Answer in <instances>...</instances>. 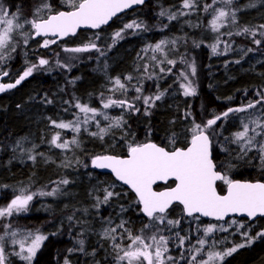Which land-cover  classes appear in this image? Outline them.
Segmentation results:
<instances>
[{
    "label": "trees",
    "instance_id": "1",
    "mask_svg": "<svg viewBox=\"0 0 264 264\" xmlns=\"http://www.w3.org/2000/svg\"><path fill=\"white\" fill-rule=\"evenodd\" d=\"M33 1L35 0H0L12 14L23 13L22 11L28 14ZM207 3L205 0H196V8L200 7L199 10L203 11ZM178 4L179 0H149L137 9L116 17L101 31H80L64 42L50 44L48 49L30 45L20 48L22 43H19L16 51L11 53V59L0 65V71H8L7 81H11L27 66L38 63L36 57L49 60V65L35 70L18 88L0 96V208L20 194L21 189L35 193L51 191L54 187L60 189L56 195L51 196L52 199L50 196L35 195L30 203L29 216L17 215L7 222L11 228L22 227L47 237L31 264H65L66 261L67 264H117L113 242L104 238L105 229L114 228L124 221L127 229L134 235H140L149 221L141 215L131 192L115 182L110 175L91 168V158L101 154L125 156L129 144L145 142L156 143L165 149L183 147L190 136L189 126L186 124L189 118L196 123H204L209 113L220 114L230 107L246 105L249 100L260 99L257 92L264 93L263 43L255 55L252 53L253 47H250L252 44H246L249 45L247 49L251 48L252 51H247L242 61L233 55L222 57L220 62L216 61L217 58L209 60L204 55L205 48L201 47L195 52V45L200 40L206 41L210 35L206 19L200 22L190 20L188 25L185 20L179 24H174L168 18L159 20L158 16L162 11L178 12ZM53 11H60V8ZM130 18L142 22L143 28L134 36L132 33L127 34L124 39L113 42L109 34L118 23ZM245 18L248 20L241 21L253 23V29H257L255 25L264 18V10L258 14L251 11ZM236 24L238 27L240 21ZM145 28L148 30H144ZM244 35L250 34L240 37ZM100 37H106V41L97 44ZM161 40L169 42L167 50L164 49L179 60L183 55L197 60L199 70L196 76L193 75L194 82L198 80L200 85L197 97L183 99L180 95L177 96V92L172 95L175 89L170 86L167 76L173 66L168 63L160 64L159 53H154L150 48L147 52L144 51ZM173 40L176 41L175 44L171 43ZM85 43H95L103 53H108V59H99L98 54L101 52L97 51L84 55L79 63L76 59H66L63 56V44L81 46ZM153 55L157 57L156 61L151 59ZM96 60L100 63L93 67ZM60 64H68L69 67L61 68ZM161 68L165 71L162 72ZM128 76L132 77L131 81L126 79ZM117 77L125 84L126 91L116 88L113 81ZM136 87L141 88L140 93L135 91ZM160 92L164 97L156 101L155 106L147 109L149 114H145V106L138 99L133 100L137 96H155ZM109 97L114 100L125 99L139 111L134 113L132 110L117 107L103 109L102 99ZM49 100L51 103L46 102ZM76 102L106 112L113 119L122 116L126 123L122 129H112L103 140L90 135L91 132L98 131L96 121H90L87 125L81 124L80 133L70 129H53L51 120L68 123L75 121L77 115L83 119V114L74 107ZM100 117L102 119L96 118L100 126L107 127L109 122ZM226 125L228 129V122ZM224 131L222 133H231ZM57 132L63 135L64 140L76 138L79 146L70 145L69 150L60 153L50 144L52 136ZM170 140L173 143L169 146ZM30 154L36 156L35 161L29 159ZM233 154H228V168L235 174H240L238 156ZM233 159L236 161L234 164L230 162ZM236 177L244 180L242 175ZM251 178L247 175L246 179ZM63 179H68L69 184L65 186L54 183ZM169 184L173 185V182L156 186L155 189L168 187ZM3 187L6 191H3ZM105 188L119 195L103 203ZM97 197L101 201L99 204ZM168 212L170 219L180 220V226L185 220L190 223L197 221L203 225L225 223L185 218L178 204H174ZM69 217L72 219L69 220ZM231 219L243 223L241 234L247 232L248 236L256 237L257 233L264 231L263 218L254 221ZM4 222L1 219L0 225ZM113 235L118 237L116 243L122 246L129 243L124 229L117 228ZM242 239L247 238L242 235ZM81 240L84 242L83 246L79 243ZM242 241L244 240H240ZM246 245L219 264H264V238H256L251 245Z\"/></svg>",
    "mask_w": 264,
    "mask_h": 264
},
{
    "label": "snow or ice",
    "instance_id": "2",
    "mask_svg": "<svg viewBox=\"0 0 264 264\" xmlns=\"http://www.w3.org/2000/svg\"><path fill=\"white\" fill-rule=\"evenodd\" d=\"M69 10L53 11L52 5L42 3L33 13L31 19H21L18 14H12L4 5L0 4V65L5 64L11 59V53L16 51L18 41L15 40L17 35L22 37L23 43L27 45L29 39L35 37H44L41 47L47 48L50 44L57 43L56 39H48V37H55L63 39L69 35H75L80 28L98 29L102 25L108 24L113 17L125 9L132 8L134 5L144 3V0H64ZM222 3L231 9L233 0H213V4ZM250 6H255L254 4ZM182 9H195L197 7L196 0H182ZM212 5L205 4L203 10L205 12L211 8ZM46 12L47 15H42ZM214 16L211 20V29L218 32L225 26V21L231 20V23H236V12L234 10H226L225 7L214 9ZM184 11L179 12H165L160 13L161 16L167 15L169 21L176 20L179 16L188 15ZM142 28V25L133 21L124 25V29L115 32L113 42L117 39L123 38V33L126 30H135ZM260 29H264V24L259 25ZM144 30H148L145 28ZM244 33L250 34L252 37L257 35V31L248 27L243 28L242 32L235 33L242 35ZM231 35V33H229ZM259 35L264 37V31H260ZM253 42L259 46L260 39H254ZM168 41L161 40L154 46H149L144 49L145 52L149 48L154 53H161L164 55V60L169 65H175L176 61L168 59L164 53V48ZM175 44L176 41H171ZM213 54H217V45H212ZM95 50L104 53L95 43H89L82 47L65 48V52L82 53ZM227 51V46L225 48ZM251 52L252 49L247 50ZM247 54V53H245ZM153 61L157 57H151ZM239 63V61H236ZM49 65V60L40 58L38 63H33L27 66L22 74L15 79L14 83H0V93L6 90L16 88L26 78L30 77L35 70H39L44 66ZM61 68L69 67L68 64H60ZM191 74L195 75L196 68L191 65ZM147 66H145V71ZM161 71L165 69L161 68ZM8 71H0V77L8 76ZM184 81L180 87L183 89L184 96L195 95L196 89L193 87L188 74L181 72L180 74ZM131 81L132 77H126ZM116 88L126 91V86L121 82L119 77L114 79ZM115 91V89H110ZM137 93L141 92L140 87H136ZM256 95L260 99L249 100L246 105L228 108L220 114H213L204 123H196L193 121L192 127L188 130L190 138L185 148H173L166 150L164 147L158 146L156 143L145 142L137 143L135 145L129 144L127 155L125 157L101 154L91 158V167L94 169H108L114 175L116 181H120L123 185L128 186L132 192L135 193V203L140 206V211L148 218L149 223L144 225V228L153 229L147 234L134 235L131 230L125 227L124 221L119 223L116 227L105 229L104 238L110 239L113 242V247L116 250L117 264H178L177 258L170 254L169 241L171 237L160 234L163 230H171V228H178L180 220H173L169 218L168 210L174 205H182V212L188 217H193L198 220L200 217H209L217 222L224 221L223 224H210L202 229L203 237H197L196 244L192 245L188 251L194 252L191 255L188 264H215V262H222L225 257L230 256L237 251V247H244V244L234 246L224 252L208 251L207 259H200L197 257L204 253L207 237L216 231H227L229 227L235 225L243 228V223L235 220L228 221L227 217L234 214L244 215L249 219L257 216L264 217V182L241 183L229 179L226 174L221 172L212 158L213 139L219 127L218 121L227 119L230 114L245 113L249 109H256L257 105L261 106V113H250L246 118L241 119L242 130L233 134L230 141L239 146V150L243 154L256 149L260 154V159L264 162V93L257 92ZM163 96L160 92L155 96H137L136 99H142L145 105V114H149L147 109L155 106L156 101H159ZM103 97V93H101ZM51 103V101H46ZM74 107L83 114V119L77 115L75 121L72 122H57L51 120V125L56 129H70L75 133H80L81 124L87 125L90 121H96L98 131L91 132L90 135L98 137L103 140L112 129H122L126 123L123 117L116 119L111 118L106 112L98 111L96 108L89 107L86 104L76 102ZM117 107L123 110L139 111L136 106L125 99H102V108L109 109ZM103 117V120L108 121L107 127L100 126V122L96 120L97 117ZM87 131V128L84 129ZM251 133V134H250ZM257 137H260L259 142ZM174 138V137H173ZM50 144L58 149L69 150L70 145L79 146V141L76 138L72 140H61L59 132L54 134L50 140ZM258 145V146H257ZM42 155V154H41ZM29 159L35 161V155H29ZM168 188L164 191L154 190V185L157 182H164L168 184ZM222 182L226 186V194L219 191V184ZM57 184L68 185L69 180L63 179ZM60 191L58 187H54L51 191H40L39 193L25 194L27 190L20 191L10 203L5 207L0 208V219L13 217L14 215L25 213L29 209L30 202L33 201L35 195L40 196H54ZM103 195V203H107L114 196L119 195L114 191L105 188ZM97 204L100 198L97 197ZM124 209H122L123 211ZM72 217H69L71 220ZM117 228L124 229L126 239L129 243L126 246L116 243L118 237L113 235ZM10 224L4 225V235H0V264H8V255L5 252L4 242L5 237L10 236L12 245H18L19 251L13 254L18 256L26 264H31L33 258L36 256L42 243L47 237L40 233L28 232L22 238H17L19 233L16 230H11ZM197 231H200L198 228ZM143 232V230H142ZM175 239L178 241L176 247L183 249L186 241L190 238L180 235L176 232ZM249 243L255 238H264V231L257 233L256 237L243 233ZM123 239L124 237H120ZM83 246V240L79 241ZM212 247H215V241ZM82 250V248H81ZM180 258L184 259V253H180ZM67 264V261L65 262Z\"/></svg>",
    "mask_w": 264,
    "mask_h": 264
},
{
    "label": "rangeland",
    "instance_id": "3",
    "mask_svg": "<svg viewBox=\"0 0 264 264\" xmlns=\"http://www.w3.org/2000/svg\"><path fill=\"white\" fill-rule=\"evenodd\" d=\"M205 1L208 2L207 4L212 5V7L209 8L207 12H205L204 10L200 11L199 10L200 7L199 8H195V9H182V7H181L182 6V0H179L178 10L177 9L176 10L178 12L179 11H184V12H187L189 14L188 15L179 16L176 20H173L174 24L175 23H178V24L182 23L185 20V23L188 25L190 20L191 21L197 20V21L200 22V21L206 19V22L208 23V26H209V29H210V35H208V38H209L208 40L209 41L206 40L204 42H201L202 40H200V43L195 45V52L198 51L199 48L203 47V48L206 49L205 54H204L206 58H208L209 60L213 59V58H217L216 61L220 62L219 59H221L222 57H228V56L231 57L232 55L234 56V58H238L239 57L241 59V61H242V59H244V57L246 55L245 53L248 50L247 48L249 47V45H246V44H252L250 47H253L252 53L255 55V53L258 50H260L262 48V46L261 45L257 46L253 42L254 39H260L261 43H263V48L262 49H264V37L259 35L260 31H264V29L260 30V28H259V25L264 24V18L261 21H258V24L255 25L257 27V29H254L255 31H257V35L255 37H252L251 35H248V36L244 35V36L240 37V35H236L235 34L237 32H242L243 28H245V27H248L250 29L254 28L253 27V23L249 24V23H246L245 21L242 22L241 20H248V18H245V17L247 15H249L251 13V11H255L258 14L259 11L264 10V0H233V4H232L231 9H227L226 5H224L222 3H219V2L213 4V0H205ZM200 2H203V0H200ZM42 3L51 4L52 5V9H55V8L59 7L60 10H69L67 5L65 4L64 0H35V1H33L32 6H31V8L29 10L30 12H28V14H26L25 11H22L23 13L16 12V13H13V14L20 15L22 20L25 19V18L31 19V18H33L34 10L38 6H40ZM0 4H2V3L0 2ZM199 4L201 5V3H199ZM252 4H254L255 6H250ZM237 5H238V8H237ZM221 7H225L226 10H230V11L234 10L236 12V22L238 20L240 21V25L238 27H236V25H237L236 23H235L236 25L231 23V20L229 19L228 21H225V26L222 27L218 32H214L211 29L210 22L213 19V16L215 14L214 13V9L221 8ZM169 12H173V11H169ZM42 15L46 16L47 13L44 12V13H42ZM166 16L167 15H164V16L159 15L158 18H159V20H164L165 18H168ZM133 21H135L136 23L141 24L142 28H143L144 25L142 24V22H140L139 20L137 21V19H133V18L131 19L130 18V19L125 20L123 22H120V23H118L116 25V27L114 28L113 32L111 34H109V37L111 38V40L113 41L112 38H113L115 32L124 29V25L125 24L132 23ZM201 24H202V22H201ZM195 25L197 26V25H199V23L195 24ZM157 27H158V24L156 23L155 28L157 29ZM142 28L135 29V30H126L123 33V38H120V39H117V40H122V39L125 38V36L127 34H131V33H132L131 35L134 36L135 34H138L136 32L140 31ZM165 28H166V26H164V29ZM229 33H231V35H229ZM244 34H248V33H244ZM15 40L18 41V44L22 43V46H20V48L21 47H27V45L28 46L30 45L32 47L39 46L42 49H48L49 46H50L49 45L47 48L41 47L43 39L36 40V41H33L32 39H29L27 45H25L23 43L22 37L20 35H17L15 37ZM105 41H106V37H100L97 44H102ZM86 44H89V43H85L84 45H86ZM214 44L217 45V49H218L217 54H213V52H212L211 46L214 45ZM64 45L65 44L62 45L63 46L62 47V51L63 52H65L64 51L65 48H75V47L84 46V45H81V46L80 45L68 46L69 44H66L65 46ZM167 45H166L165 49L167 48ZM226 46H227V51H225ZM165 49H164V53L167 55V58L176 61L174 66L171 65V66H173V69L171 70V73H169V75L167 76V78L170 79L169 80L170 83H171L170 86H172L175 89L174 90L175 92H172V95H174L177 92V96L180 95L181 97H183V99L190 98V97L192 98L194 95H191V96H184L183 95V89L180 87V84L181 83H187V81H184L180 74H181V72H184V73L188 74L189 79L191 80V82L193 84V87H194L195 82H194V77L191 74V67L190 66L194 65L195 68H196V71H197L198 70V66L196 64L197 60L191 58L190 56L188 57L187 55H183L181 57V59L179 60L177 58V56L173 55L172 53L167 52L166 51L167 49L166 50ZM94 51L95 50H90L88 52H82V53L65 52V53H63V56H65L66 59L68 57L76 59V62L79 63V59H84V57H85L84 55H91L90 53H92ZM183 54H185V53H183ZM159 55H160L161 60H164V55L161 54V53H159ZM99 63H100V61H97V60L95 62H93V67H94V64L97 67L99 65ZM179 63H181V64L176 66ZM209 63H210V61L208 62V64ZM162 64H167V62L165 61ZM167 85L169 86V84H167ZM172 95H169V96H172ZM163 97H164V94H163L162 98ZM107 99H105V100H107ZM133 100L137 101L136 98L133 99ZM138 100L140 101L141 104H143V100L142 99H138ZM138 105H139V103H138ZM133 112L137 113V111H133ZM252 112H256L257 114H260L261 113V106L257 105L256 109H249L248 112H245V113H237V114H234V115L231 114L227 119L223 120L222 122L218 121L219 127L217 128V133H222V132H225L224 130H228L229 132H231L230 133V138L232 140L233 134L235 132H237V131L242 130V128H241V119L242 118H246ZM213 114H214L213 112L209 113L207 115V117H206V120L209 119V118H212ZM232 117H234L233 120H231ZM99 118L102 119L101 117H99ZM206 120H205V122H206ZM226 122H228V124H229L228 125L229 126L228 129H226L227 128ZM186 124L189 126V129H190L192 127V125H193V119L189 118L187 120ZM54 128L55 127H53V129ZM60 130H63V129H60ZM61 140L62 141L64 140L63 139V135L61 136ZM231 140L229 139V141H231ZM259 140H260V137H257V141L258 142H259ZM168 142H169V146H170V144L173 143L171 140L168 141ZM230 146L233 147V148H238L239 147L235 143H231ZM54 148L58 149L56 147H54ZM171 148H173V147H171ZM58 150H59L60 153L63 152V151H66V150H62V149H58ZM229 174H232V172L229 173ZM22 190L23 189H21V191ZM26 193L27 194L35 193V191L34 192L33 191H27ZM51 199H52V197H51ZM31 206H32V204H31ZM29 207H30V205H29ZM17 215L29 216L30 215L29 209H28L27 212L20 213V214H17ZM17 215H14L13 217H15ZM13 217H9V218L4 219L5 222L3 223V225L7 224V222L9 223V219L13 218ZM231 220L232 219H230L229 221H231ZM210 224H215V223H208V224H204L203 225V224H199V222H197V221H191V223H190L188 220H185L184 224L182 226H179L178 228H171L170 231L169 230H163L164 226L163 225L160 226V228L162 229V232L160 234L165 235L167 237H171V239L169 241L170 254L177 258L178 264H188L191 255L195 254L194 252L188 251V249H190L192 247V245H196L197 247H199V245L196 244L197 237H203L202 229L204 227L210 225ZM3 225H0V228L2 229V233L0 235H4V226ZM198 228L200 229V231H197ZM11 230L18 231V233H19V235L17 237L18 239L22 238L28 232H32L34 234L37 233L35 231H30V230H27V229L22 228V227H20V228H11L10 231ZM150 231H153V229L146 228L144 230L143 234H147ZM176 232H179L180 235H182V236H187V237L190 238L189 241H186L185 247L183 249L176 247V245L178 243V241L175 239V235H174ZM40 234H42V233H40ZM242 235L243 234H241L240 228L233 227V226L229 227L227 231H216V232H214L209 237H207V243L205 245L204 253L201 256L197 257V261H199L200 259H205L206 260L208 251L224 252V251H227V250L231 249L232 247L238 246V245H240L242 243H244L245 245L247 244L246 246H249L256 239V238L253 239V241L249 243V241H247V239L246 240L242 239ZM11 239L12 238L10 236H6L5 237V242H4V245H3L4 248H5V252L8 255V264H26V262L22 261L18 256L13 254L14 252H18L19 251V246L18 245H15V246L12 245ZM240 240H244V241L240 242ZM214 241H215V247H212ZM236 244H238V245H236ZM240 248H242V247H237V250L240 249ZM181 252L184 253V259L180 258V253ZM219 263H220V261L215 262V264H219Z\"/></svg>",
    "mask_w": 264,
    "mask_h": 264
},
{
    "label": "flooded vegetation",
    "instance_id": "4",
    "mask_svg": "<svg viewBox=\"0 0 264 264\" xmlns=\"http://www.w3.org/2000/svg\"><path fill=\"white\" fill-rule=\"evenodd\" d=\"M109 25L105 26V28L108 27ZM101 30H102V28L97 30V32L101 31ZM94 32H96V31H94ZM48 39H54V38H48ZM67 39L62 40L60 42H64ZM208 39H207V41H209ZM98 55H99L98 56L99 59H103L105 61L107 58L106 56H108V53H104L103 55H101V53H99ZM40 58L41 57H36V61H38ZM221 60H223V58H221ZM196 64H197V66H199L198 63H196ZM198 70H199V68H198ZM197 71L195 72L194 76H196ZM16 78H14V79H16ZM196 81L197 82H195V84H194V87L196 89V94L193 97H197V90L200 88L198 80H196ZM4 82H8L7 79H5ZM229 136H230V133H216V135L214 137H212V139H213L212 158H213L214 163L217 165L218 169L221 172H223L224 174H226L229 179H232L234 181L240 180L236 176L242 175L244 177V180H240V181H251V182L261 181V182H264V162L261 161L259 152L256 149H253L252 151L247 152V154L241 153L239 150V147L233 148L230 146L231 142L229 141ZM230 140H231V138H230ZM187 144H188V142H187ZM187 144L184 145L183 147H174V148H184L187 146ZM172 149L173 148L167 149V150H172ZM229 153H234L233 154L234 156H238V164H239V169L241 171L240 174H235L230 168H228V166H229V159H228L229 155L228 154ZM230 162L234 164L236 161L233 159L232 161L230 160ZM245 167L246 168L249 167L250 169L246 170V169H244ZM231 172H232V174H229ZM247 175L252 177L251 180L246 179ZM217 183L219 184L218 190L221 191L222 193H224L226 186L223 185L222 182H217ZM3 191H6L4 189V187H3Z\"/></svg>",
    "mask_w": 264,
    "mask_h": 264
},
{
    "label": "water",
    "instance_id": "5",
    "mask_svg": "<svg viewBox=\"0 0 264 264\" xmlns=\"http://www.w3.org/2000/svg\"><path fill=\"white\" fill-rule=\"evenodd\" d=\"M147 1H149V0H144V3H143V4H145ZM143 4H140V5H134L132 8L125 9L123 12H120V13H118L115 17H113L112 20H110V21L108 22V24L102 25V26H101L100 28H98V29L80 28V29L77 30V33L80 32V31H97V30H99V29H101V28H103V27L109 25V24H110V23H111L116 17L120 16L121 14H124V13H126V12H130V11H133V10L137 9L138 7L142 6ZM61 11H63V10H61ZM77 33H76V34H77ZM76 34H75V35H76ZM75 35H69V36L64 37L63 39L55 38V37H48V38H54V39L57 40V42H59V41L65 40V39H67V38L74 37ZM38 38L44 39V37H35V38H33V39H38ZM6 78H7V76H6V77H0V83H14V81H15V80H13V81H11V82H4ZM17 78H18V77H17ZM17 78H16V79H17ZM23 82H24V81H22L21 84H22ZM21 84H20V85H21ZM20 85H18L16 88H18ZM16 88L6 90L5 92L0 93V96L3 95V94H6V93H8V92H11V91H13V90L16 89ZM158 146H160V145H158ZM161 147H162V146H161ZM184 148H185V147H184ZM166 150H167V149H166ZM110 155H112V154H110ZM126 155H127V153H126ZM126 155H125V156H126ZM125 156H121V157H125ZM91 168H92V167H91ZM92 169H93L94 171H96V172L104 173V174H108V175H110L111 178H112L115 182H117V183H118L120 186H122L124 189L128 190L129 192H131V193L133 194V196L135 197V199H136L135 193L132 192L131 189L128 188V186L123 185L120 181H116L114 175L110 172V170H108V169H94V168H92ZM236 181H239V182H241V183H244V182H248V183L261 182V181L251 182V181H240V180H236ZM169 182H172V181L170 180ZM169 182H168V183H169ZM159 185H166V184H165L164 182H157V184L153 186V187H154V190H157V191H164V190H166V189L168 188V187H164V188H161V189H155V187H156V186H159ZM172 186H174V184H173ZM224 193L226 194V188H225ZM179 206L182 208V205H179ZM138 207H139V209H140V206H139V205H138ZM140 212H141V211H140ZM141 215L144 216L142 212H141ZM183 215H184L185 218H188V216H187L186 214L183 213ZM144 217H145V216H144ZM146 218H147V217H146ZM230 218H244V219H247V220H249V221H254V220H256L257 218H263V219H264V217H260V216H257V217H255V218H253V219H249L248 217H246V216H244V215L234 214V215H230L229 217H227L226 220H228V219H230ZM199 219H203V220H206V221L217 222V221H215L214 219L209 218V217H200ZM220 222H224V221H220Z\"/></svg>",
    "mask_w": 264,
    "mask_h": 264
},
{
    "label": "bare ground",
    "instance_id": "6",
    "mask_svg": "<svg viewBox=\"0 0 264 264\" xmlns=\"http://www.w3.org/2000/svg\"><path fill=\"white\" fill-rule=\"evenodd\" d=\"M36 140V139H35Z\"/></svg>",
    "mask_w": 264,
    "mask_h": 264
}]
</instances>
